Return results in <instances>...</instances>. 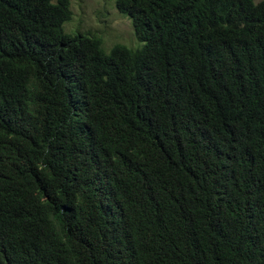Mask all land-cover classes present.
I'll use <instances>...</instances> for the list:
<instances>
[{
    "label": "trees",
    "instance_id": "trees-1",
    "mask_svg": "<svg viewBox=\"0 0 264 264\" xmlns=\"http://www.w3.org/2000/svg\"><path fill=\"white\" fill-rule=\"evenodd\" d=\"M115 7L0 0V264H264V1Z\"/></svg>",
    "mask_w": 264,
    "mask_h": 264
},
{
    "label": "rangeland",
    "instance_id": "rangeland-1",
    "mask_svg": "<svg viewBox=\"0 0 264 264\" xmlns=\"http://www.w3.org/2000/svg\"><path fill=\"white\" fill-rule=\"evenodd\" d=\"M116 0H71L73 18L65 25L69 34L91 33L103 37L108 53L115 44L138 49L131 20L121 15L115 7ZM264 0H255L256 4ZM139 46V47H138Z\"/></svg>",
    "mask_w": 264,
    "mask_h": 264
}]
</instances>
